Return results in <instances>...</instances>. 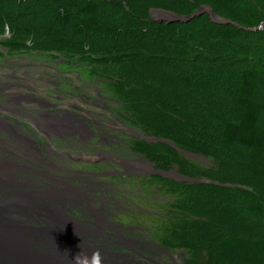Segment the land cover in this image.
<instances>
[{
    "label": "rangeland",
    "instance_id": "obj_1",
    "mask_svg": "<svg viewBox=\"0 0 264 264\" xmlns=\"http://www.w3.org/2000/svg\"><path fill=\"white\" fill-rule=\"evenodd\" d=\"M254 1L258 3V0ZM149 2L154 4L145 16L146 21L165 28L180 27L179 30L183 33L179 36L181 38L185 36L186 46H193L192 48L170 47L164 52H160L162 47H156V57L170 60L171 66H178L185 58H197L196 61L199 64L209 60L213 62V66L218 67L223 65L229 67L235 64L234 69L237 72L257 71V88L251 100L262 107L257 126V130L262 131L264 128V42L261 39H264V29L260 27H264V8L258 10L261 18L260 26L247 30L256 31V35L251 36L247 41L243 39L233 43L211 41L212 47L206 48L204 45L194 43L200 32L225 31L227 27L234 26L212 24L206 15L191 21L193 23L186 28L181 27L185 24L169 25L165 21L157 24L152 23L150 11L186 17L199 8L205 7L219 18L234 23L228 18L229 14L225 10L213 8L210 0H149ZM250 3H252L251 0H243L239 8ZM257 3L252 5L257 7ZM120 6L119 10H105L113 12L115 18H120L123 15V4ZM126 9L128 10L129 7ZM154 18L167 19L162 14L159 18L157 16ZM9 26L6 24L0 26V104L3 106V109H0V125L26 144L27 148L23 149V154L32 156L34 159L29 160V163L37 166L38 171L44 175V177L39 175L35 184L39 189L28 192L35 199L31 198V201L21 204L25 206V210L21 209L23 219L18 218L16 222L10 223L22 224L25 228L28 225L30 230L39 226L33 225L36 221L45 224L43 219H39L35 214L39 209L48 212L49 208L34 202H39L37 199L42 194L44 196L59 195L63 198L59 202L75 200L82 203L68 211L69 222L73 223L71 218L79 219L78 221L82 219L80 225L82 229H92L98 213L99 219L103 217L100 229L111 237L109 242L104 244L107 252H110L108 248L121 252L127 249L136 251L127 243L128 236L129 239L140 242H154L167 249L176 261L179 258L178 254L184 253L181 264H190L191 251L177 250L161 240L171 238L167 236L165 230L168 226L167 221L160 218L166 215L161 207L166 200L162 198L165 197L166 187L176 190L172 184L181 182L180 177L204 179L194 173L197 169L196 164L206 168L211 166V163H215L213 173L215 177L234 182V187L245 188L243 197L239 201L235 200L237 203L233 202L234 197H232L231 200L227 198L229 201L221 204L219 211L222 216L232 219L231 222L236 228L242 227V230L248 232L264 233V213L252 214L248 211L249 203H261L264 207V202H259L264 199V178L256 174L264 169V149L249 153L245 146H238L240 144L238 143L233 150L224 149L220 153L201 150L195 145L198 138L194 136V131H203L205 137L213 140L217 135L214 129L218 127L217 123L199 127L197 124L203 122V119L195 117L192 121L188 119L184 127L180 125L171 128L165 120V109L163 111L149 110L148 107L154 106L150 103L138 105L134 108L133 114L126 117L121 113L118 104L111 100L112 98L105 90V84L94 78L97 72L92 70L93 65L88 61L83 62L85 53L83 48L79 49L81 46L78 45V41L56 45L39 38L36 30L33 36L38 37L39 40L36 37H25L24 40H20L16 38L19 34H14ZM159 30V34H165L164 30ZM154 31L158 29H153L152 33ZM90 40L92 41L93 38ZM83 41L82 44H84ZM103 41L97 47L102 46ZM132 53L138 52L132 51ZM113 54V50H108L102 57L99 56L100 54L91 56H98L94 58L100 61L107 59V61L115 62V65H119L120 61L124 62V57H120L124 55L114 56ZM202 59L207 60L202 61ZM170 74L164 73V77L153 80L152 83L145 82L144 85L149 89L147 97H150L152 93L154 96L158 95L153 90L160 91L158 84H162L160 87L165 93L166 91L168 94L170 91L177 93L178 105L183 103L189 107V110L195 108V112L200 113L199 109H204V104L196 105L194 101L185 102L182 94H178L183 87L182 81L176 79L173 74L168 79ZM123 78L133 82L132 75H126ZM163 83L167 90L164 89ZM152 84L154 86L149 87ZM14 99L17 100L16 105L13 104ZM151 101L158 103L156 98H152ZM158 107L163 108L160 104ZM82 123L83 129H81ZM85 129L89 132H84ZM75 132L80 134L71 135ZM33 134H37L39 140H33ZM144 138L163 139L175 148L147 143ZM6 141L8 142L7 139ZM4 145L6 142L0 137V154L3 153ZM179 151L190 155L191 158ZM212 153L219 156L216 157ZM9 156L11 159L18 157L15 153H9ZM167 158L170 164L167 163L168 160H165ZM138 160L140 161L137 163ZM188 161L194 163L192 168L187 167ZM155 171L165 173L168 177L152 175ZM227 186L231 185H225ZM230 193L233 196L237 195L236 191ZM251 195L253 198L250 197ZM6 198L4 186L0 180V200ZM52 202L57 200L54 199ZM3 203L6 204L0 202V206H8L10 202ZM32 203H34L33 206H31ZM4 222L8 221H0V223ZM29 229L30 239L37 238ZM71 231L74 230H68L64 238H67ZM43 232L44 230L38 233V235L42 234L41 242L51 245L49 238L45 237ZM83 240H86L89 247L99 246L93 244L91 239L88 242V237L84 235ZM147 248L152 249L150 246ZM155 252L159 254L162 262H168L165 254L158 253L156 250ZM116 258H112L111 261H115L116 264H131L121 256ZM156 259L155 262H157ZM203 262L202 257H195V264H203Z\"/></svg>",
    "mask_w": 264,
    "mask_h": 264
},
{
    "label": "trees",
    "instance_id": "obj_2",
    "mask_svg": "<svg viewBox=\"0 0 264 264\" xmlns=\"http://www.w3.org/2000/svg\"><path fill=\"white\" fill-rule=\"evenodd\" d=\"M131 1L0 0V26L10 25L13 33L19 34L16 38L20 40H24L25 37H36L33 36L36 30L39 38L56 45L78 41V45L81 46L79 49L83 48L85 53L83 62L88 61L93 65L92 70L97 72L94 78L105 84V90L111 100L118 104L121 113L126 117L133 114L134 108L138 105L150 103L154 106L148 107L149 110L165 109V120L171 128L180 125L184 127L188 119L192 121L195 117L203 119V122L197 124L199 127L217 123L218 127L214 128L217 135L213 140L205 137L203 131H194V136L198 138L195 145L201 150L220 153L224 149L233 150L238 143H240L238 146H245L249 153L264 149V128L262 131L257 130L262 107L251 100L257 88V71L237 72L234 69L235 64L218 67L213 66V62L209 60L204 61L207 59H202L204 62L199 64L197 58H185L178 66H171L170 60L155 56L156 47H162L160 52H164L170 47L193 46H186L185 36L183 38L179 36L183 33L179 30L180 27L165 28L146 21L145 16L153 7V2ZM251 1L252 3L239 8L243 0H210L213 8L225 10L229 14L228 18L244 29L227 27L225 31L200 32L194 43L209 48L212 47L211 41L233 43L243 39L247 41L256 35V31L245 29L260 26L258 10L264 8V0H258L260 5L254 0ZM254 3H257V7L252 5ZM120 4H123V15L120 18H115L113 12L105 10H119ZM192 23L181 27L186 28ZM153 29L158 31L152 33ZM159 29L164 30L165 34H159ZM175 38L177 40H174ZM102 40L103 45L109 46L97 47ZM261 40L264 42V39ZM108 50H113L114 56L124 55L120 56L124 57V62L120 61L119 65H115V62L107 59L100 61L94 58L98 56H91L100 54L102 57ZM164 73H171L168 79L173 74L176 79L182 81L183 87L178 94H182L185 102L194 101L196 105L203 103L204 109H199V113L195 112V108L189 110L183 103L178 105L177 93L171 91L170 94L167 91L165 93L160 87L162 84H158L160 91L153 90L158 95L154 96L152 93L147 97L149 89L144 83L161 79ZM126 75H132L133 82L124 79ZM153 86L154 84L149 87ZM163 87L166 89L164 83ZM152 98H156L158 103H153ZM159 104L163 108H159ZM212 155L219 156L213 153ZM165 160L170 164L168 158ZM211 164L206 168L196 164L197 169L194 173L204 177L198 179L199 182H175L172 187L176 190L166 187L165 197L162 198L166 202L161 205L166 215L160 218L167 221L168 226L165 230L167 236L171 238L161 240L177 250L191 251L190 264H195L196 256L203 258V264H264V233L248 232L242 230V227L236 228L231 222L232 219L225 218L219 211L221 204L229 201L227 198L231 200L234 197L233 202L237 203L235 200L239 201L243 197L245 188L234 187V182L215 177L213 175L215 163ZM186 165L192 168L194 163L188 161ZM256 174L264 178V169ZM187 178L193 179L188 176ZM232 191H236L237 195L233 196L230 193ZM250 197L253 198L252 195ZM259 202H264V199ZM262 206L261 203H249L248 211L252 214H262L264 213Z\"/></svg>",
    "mask_w": 264,
    "mask_h": 264
},
{
    "label": "bare ground",
    "instance_id": "obj_3",
    "mask_svg": "<svg viewBox=\"0 0 264 264\" xmlns=\"http://www.w3.org/2000/svg\"><path fill=\"white\" fill-rule=\"evenodd\" d=\"M16 102L17 100L14 99L13 104H15ZM0 109L1 110L3 109V106H1V104H0ZM82 126H83V123H82ZM83 131L87 133L89 132L87 129ZM2 135L8 140V142L6 141L4 137H2ZM0 137L3 138L6 142V145H4L2 148L3 153L0 154V180H1V184H3L4 186V193L6 194V197H7L4 200H0V202L1 204H6L3 202H10L8 206H5V205L0 206V215L1 217H3L2 218L3 221L16 222V220H18V218H22V216L11 215V213L7 214V212H10L12 208H16L19 211H22L21 209L25 210V206L21 204H23L24 202L25 203L29 202L31 201V198H34L33 196H31V193H28V192H32L33 190L39 189V187L35 186V184L37 182L39 175H42L43 173H40L38 171L37 166H33L29 163V160L34 159L32 156L28 154H23L24 152L23 149L27 148L26 144L22 142L21 140H19L18 138H16V136L13 133H9L8 131H6V129L2 127L1 125H0ZM9 153H15L18 157H16V159H11L9 156ZM139 161L140 160L136 162L138 163ZM42 177H44V175H42ZM26 195H28L27 198H25ZM53 195L47 194L44 196V194H42L41 197L37 199L39 200V202H34V203H40L42 205L43 204L46 205V207L49 208L48 212H50L52 215H49V217H46L43 219V221L46 224V227L43 222L34 221L35 223L33 225L35 226L39 225V226H37V228L33 227L34 229L31 230L32 234L40 233L41 231L44 230L45 235H46L45 237L49 238L50 240L51 234L53 232H56V231L64 232L62 236L65 237L66 234L68 233V231H65V230L71 229L74 231H71V234H69L68 237H72L73 239L78 238V240L82 239L83 235L88 237L86 233H84L86 229H82V226H80L82 219L78 221L79 219L71 218L73 222L71 223L69 222V217H68V211L71 208L80 206L82 203L75 202V200H73L74 202H59L63 198L59 197V195L58 196H53ZM54 199H56L57 202H52ZM34 203H32L31 206H33ZM21 215H23V211ZM98 215L95 218V222L93 224L92 229L90 230H97L96 232L97 235L95 237L94 236L91 237V242L95 245L100 246L103 243L107 244L109 242V238L111 237L109 234L105 233L104 230L100 229L102 228L101 224L103 221L102 220L103 217L99 219L100 216ZM63 223L68 224L67 227L65 225L62 226ZM86 225H90V224H86ZM92 235H94V232H92ZM27 238H30L29 234ZM38 241H39V237L33 239L34 243H38ZM41 241L42 240H40V244H39L40 246L39 254L40 255L45 254L46 250L44 249L50 245V244H46L45 242H41ZM96 241H99V243H95ZM50 242H51L50 252L55 255L56 251H58L57 249H59L60 247V240H54ZM17 245L19 244H16V246ZM11 248L15 249L16 247L12 246ZM37 249H38V246L36 245L33 248H31L29 253L34 254ZM42 251H45V252L41 253Z\"/></svg>",
    "mask_w": 264,
    "mask_h": 264
},
{
    "label": "water",
    "instance_id": "obj_4",
    "mask_svg": "<svg viewBox=\"0 0 264 264\" xmlns=\"http://www.w3.org/2000/svg\"><path fill=\"white\" fill-rule=\"evenodd\" d=\"M167 17V19H156L154 17L157 16L159 18V15ZM206 15L209 17V21L212 24L218 25V26H227L231 25L238 29H244L241 26H238L237 24L228 21L223 20L212 13V11L209 8L201 7L198 10H196L193 14L186 16V17H180L176 15H171L169 13H161L160 11H150V18H152V23H161L162 21H165L166 24H187L195 19L200 18L201 16ZM261 29H264V27H260ZM248 30V29H245ZM145 142L147 143H156V144H163L170 148H175L170 142L159 139V138H144ZM182 153L181 151H179ZM186 157H190V155H187L185 153H182ZM152 175H160L162 177L167 178L168 176L165 173L161 172H152ZM182 181L185 182H199L197 179H190L187 177H180ZM11 213V215H20L22 216V211H19L16 208H12L10 212H7V214ZM39 219H44L46 217H49V215H52L50 212H44L43 210H39L36 212ZM2 220L0 215V221ZM66 226L68 224H62V226ZM27 228L29 229L28 225ZM22 226V224H13L10 222H4L0 223V264H92V257L94 253H98L100 256V264H104L106 261V255H105V245L104 243L101 244L99 247H89L86 244V240L80 239H73L72 237L64 238L62 237V234L64 232L56 231L51 234V239L49 241L53 240H60V247L57 249L56 254H52L50 252V247L47 246L41 253L45 252V254L40 255V240L42 237V234L38 235V233H35L33 235L39 237L38 243H34L32 239L27 238L28 229ZM30 230V229H29ZM69 229H66L65 231H68ZM31 232V230H30ZM92 232H94V235H92ZM97 230H85L84 233L88 236V242L91 239L92 236L97 235ZM32 233V232H31ZM44 233V232H43ZM44 240V237H43ZM48 241V242H49ZM63 242V243H62ZM16 244H19L16 246ZM38 246V249L34 254H30L29 251L34 246ZM16 247L15 249H12L11 247ZM91 246V245H90Z\"/></svg>",
    "mask_w": 264,
    "mask_h": 264
},
{
    "label": "flooded vegetation",
    "instance_id": "obj_5",
    "mask_svg": "<svg viewBox=\"0 0 264 264\" xmlns=\"http://www.w3.org/2000/svg\"><path fill=\"white\" fill-rule=\"evenodd\" d=\"M7 101V99H6ZM83 129V126L82 128ZM81 132V131H80ZM80 132H75L74 134L71 135H76L78 136ZM70 135V134H69ZM93 138H95V135H93ZM33 140H39L37 138V134H33ZM84 139V137H83ZM133 230V229H131ZM126 241L128 244L132 245L136 251H131V250H125L123 252L118 251L114 248H108L110 252H107L105 250V255H106V261L104 264H116L115 261H111L112 258L117 259L116 257L121 256V258L127 259L129 263L131 264H181V260L184 258V253L178 254L179 258L176 261L172 255L168 252L167 249L158 246L152 241H147V242H140L139 240H132L129 239L128 236L126 238ZM95 243H99V241H96ZM151 247L152 249H148L147 247ZM153 250V251H152ZM155 250L158 253H163L168 257V262H162L159 254L155 252ZM146 254V255H144ZM155 258H157V262H155Z\"/></svg>",
    "mask_w": 264,
    "mask_h": 264
},
{
    "label": "clouds",
    "instance_id": "obj_6",
    "mask_svg": "<svg viewBox=\"0 0 264 264\" xmlns=\"http://www.w3.org/2000/svg\"><path fill=\"white\" fill-rule=\"evenodd\" d=\"M100 256L98 253H94L92 257V264H100Z\"/></svg>",
    "mask_w": 264,
    "mask_h": 264
}]
</instances>
